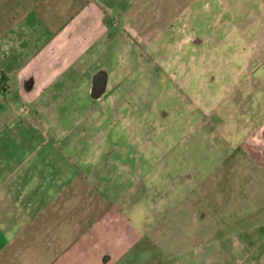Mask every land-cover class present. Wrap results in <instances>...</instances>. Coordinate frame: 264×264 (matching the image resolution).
I'll list each match as a JSON object with an SVG mask.
<instances>
[{"label":"rangeland","instance_id":"1","mask_svg":"<svg viewBox=\"0 0 264 264\" xmlns=\"http://www.w3.org/2000/svg\"><path fill=\"white\" fill-rule=\"evenodd\" d=\"M35 1L18 31L50 40L49 79L21 98L12 74L2 117L116 174L146 167L151 226L131 264H264V0Z\"/></svg>","mask_w":264,"mask_h":264},{"label":"crops","instance_id":"2","mask_svg":"<svg viewBox=\"0 0 264 264\" xmlns=\"http://www.w3.org/2000/svg\"><path fill=\"white\" fill-rule=\"evenodd\" d=\"M34 2L0 0V7L11 8L10 20L0 13L1 100L11 97L12 74L21 98L22 82L29 94L35 76L40 82L49 79L45 49L50 40L41 42V49L19 33V4L27 3L34 11ZM31 9L20 14L28 36L27 23H35ZM0 109V264H131L141 259L151 226L139 197L146 187V167L137 172L131 157L126 171L116 174L115 162L102 156L83 161L62 153L53 140L36 139L30 121L13 119L12 107L9 118ZM131 172L140 179L134 193Z\"/></svg>","mask_w":264,"mask_h":264},{"label":"water","instance_id":"3","mask_svg":"<svg viewBox=\"0 0 264 264\" xmlns=\"http://www.w3.org/2000/svg\"><path fill=\"white\" fill-rule=\"evenodd\" d=\"M108 83V74L97 73L93 78L92 84V97L94 99H99L106 92Z\"/></svg>","mask_w":264,"mask_h":264},{"label":"trees","instance_id":"4","mask_svg":"<svg viewBox=\"0 0 264 264\" xmlns=\"http://www.w3.org/2000/svg\"><path fill=\"white\" fill-rule=\"evenodd\" d=\"M3 85V83H2V81L0 80V86H2Z\"/></svg>","mask_w":264,"mask_h":264}]
</instances>
